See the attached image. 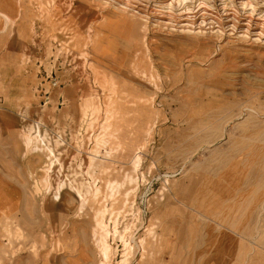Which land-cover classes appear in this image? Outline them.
I'll use <instances>...</instances> for the list:
<instances>
[{
    "label": "rangeland",
    "instance_id": "rangeland-1",
    "mask_svg": "<svg viewBox=\"0 0 264 264\" xmlns=\"http://www.w3.org/2000/svg\"><path fill=\"white\" fill-rule=\"evenodd\" d=\"M101 263L264 264V0H0V264Z\"/></svg>",
    "mask_w": 264,
    "mask_h": 264
},
{
    "label": "bare ground",
    "instance_id": "bare-ground-1",
    "mask_svg": "<svg viewBox=\"0 0 264 264\" xmlns=\"http://www.w3.org/2000/svg\"><path fill=\"white\" fill-rule=\"evenodd\" d=\"M94 104V103H93ZM97 104V103H96ZM93 107V106H92ZM100 143V142H99ZM135 159L138 160V156L135 157ZM95 165V161L94 159L90 160L89 165H88V174L92 175V167H94ZM101 167V166H100ZM99 167V168H100ZM103 171V170H102ZM98 173V170H97ZM127 178L129 179V181H133L136 183V181H134L131 177L127 176ZM77 180L74 179V189L76 191V193L80 196L83 197L86 193H88L90 191V185L84 181H79L76 182ZM94 182V181H92ZM123 182V181H122ZM96 185V184H95ZM121 185V184H120ZM107 187V186H106ZM97 191V190H96ZM98 244H99V250L102 256V260H108V258L110 257L111 254V249L109 247V245L107 244V242L105 241V237L104 236H100L98 239ZM102 264V263H101Z\"/></svg>",
    "mask_w": 264,
    "mask_h": 264
}]
</instances>
